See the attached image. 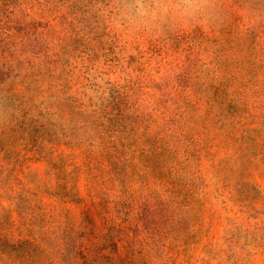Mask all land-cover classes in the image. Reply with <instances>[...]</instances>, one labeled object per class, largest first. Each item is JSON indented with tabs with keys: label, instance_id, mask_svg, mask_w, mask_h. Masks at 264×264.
Here are the masks:
<instances>
[{
	"label": "rangeland",
	"instance_id": "374dc122",
	"mask_svg": "<svg viewBox=\"0 0 264 264\" xmlns=\"http://www.w3.org/2000/svg\"><path fill=\"white\" fill-rule=\"evenodd\" d=\"M0 264H264V0H0Z\"/></svg>",
	"mask_w": 264,
	"mask_h": 264
}]
</instances>
